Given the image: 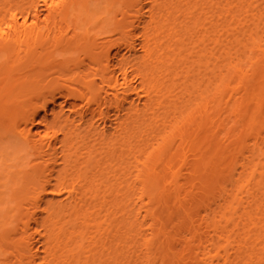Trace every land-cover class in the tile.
Segmentation results:
<instances>
[{"label":"bare ground","instance_id":"obj_1","mask_svg":"<svg viewBox=\"0 0 264 264\" xmlns=\"http://www.w3.org/2000/svg\"><path fill=\"white\" fill-rule=\"evenodd\" d=\"M10 11L0 264H264V0H27ZM60 98L70 112L33 132ZM96 118L111 127L97 131ZM170 201L175 233L160 216Z\"/></svg>","mask_w":264,"mask_h":264},{"label":"rangeland","instance_id":"obj_2","mask_svg":"<svg viewBox=\"0 0 264 264\" xmlns=\"http://www.w3.org/2000/svg\"><path fill=\"white\" fill-rule=\"evenodd\" d=\"M19 1H27V0H0V14H2V13H11V11H10V9H11V5H13V4H15L16 2H19ZM262 1V0H261ZM42 3V2H41ZM40 3V7H39V11L41 12V14H42V16H43V14L45 15V13H47V10L45 9L46 8V6H44L43 5V3L41 4ZM43 5V6H42ZM45 7V8H44ZM10 20V19H9ZM123 53H124V51H123ZM53 70H55V68H53ZM57 70V69H56ZM56 73H57V75H56ZM55 73V75L53 76V77H55V76H59L58 74H60V71H59V73H58V71ZM1 93V92H0ZM29 93V92H28ZM3 94V93H2ZM127 106H128V103L126 104ZM69 104H66V102L64 101V99L63 98H60V99H58V102L57 103H51L50 104V108H49V110L48 111H41L40 112V116L38 117L39 118V121H40V123H38V124H36V125H31V127H32V129H33V132H42L43 130H44V128H45V124L56 114V113H58V112H60V111H63V112H65L66 114H68L70 111H69ZM71 119H74V117L72 116L71 117ZM96 119H98V118H96ZM75 123V125H79L80 124V121H75L74 122ZM96 124L94 125V129L96 128L97 129V131H98V129H100V130H102V129H108L109 127H111L110 125H111V122L109 123H104L102 120H100V119H98V120H96V122H95ZM104 127V128H103ZM80 144H82V143H80ZM214 196H212L211 197V200H212V198H213ZM214 199V198H213ZM212 201H214V200H212ZM159 202H155V207H160V203L158 204ZM159 205V206H158ZM170 207H169V206ZM168 207L166 208H164L163 207V209H160V213H161V218H162V224L163 225H165L164 227H165V229L166 230H171V232L173 233H175V230H176V228H177V224L179 223V221L181 220V218H182V216L181 215H179L180 213L178 212V208H177V206L175 205V203H172V201H170V202H168ZM213 208L215 207V204L213 203ZM162 207V206H161ZM170 208H172L171 210H170ZM206 206L205 207H203V209L201 208V215H205V214H207L208 213V209L206 208ZM169 209V210H168ZM162 210H163V212H162ZM208 210V211H207ZM169 212V213H168ZM166 214V215H165ZM176 214V215H175ZM179 217V218H178ZM166 219V220H165ZM149 220V219H148ZM173 223V224H172ZM174 225V226H173ZM170 226V227H169ZM148 232V233H147ZM151 236L150 234H151V232L149 231V230H147L146 231V236ZM191 241H192V243H193V240L191 239ZM190 241V242H191ZM196 243V242H195ZM194 244V243H193ZM178 246V247H177ZM160 247V248H159ZM176 247H177V249L179 248H181V246L178 244V245H176ZM155 249V251H154V253L153 254H155V253H158L159 254V252L160 251H163L162 249H164V248H162V246H160V245H158V246H156L155 248H153V250ZM138 251H136L137 252V254H134V256H135V258H137V256H138V254H141V253H139V250L140 249H137ZM145 251H146V249H144V253H145ZM153 252V251H152ZM144 253H142V255H145ZM3 255H0V263L1 262H3L4 260H5V255H6V252H3L2 253ZM5 254V255H4ZM146 255H147V253H146ZM145 255V256H146ZM159 256V255H158ZM4 257V258H3ZM142 258H143V256H142ZM142 258H140V260L142 259ZM2 259V260H1ZM133 260L134 259H132V261H131V263L132 264H137V262L140 264H142V262H139L140 260H138L136 263H134L133 262ZM137 260V259H136ZM144 261H145V259H143ZM160 264V263H158V262H154L153 264ZM143 264H147L146 263V261H145V263L143 262Z\"/></svg>","mask_w":264,"mask_h":264}]
</instances>
